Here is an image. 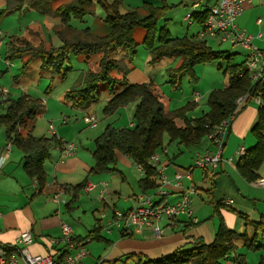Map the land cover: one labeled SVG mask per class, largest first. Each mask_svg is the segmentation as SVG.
<instances>
[{
  "label": "trees",
  "instance_id": "obj_1",
  "mask_svg": "<svg viewBox=\"0 0 264 264\" xmlns=\"http://www.w3.org/2000/svg\"><path fill=\"white\" fill-rule=\"evenodd\" d=\"M5 2L6 8L2 10H6V13L20 10L26 14L38 12L43 16L48 14L52 18H58V23L49 31V38L41 39L38 45H35L29 36L33 31L31 25L27 26L22 35L13 37L8 43L7 59L23 55L40 57L41 68L57 76L64 74V70L67 69L66 63L70 61L72 54L84 55V60L88 62L93 54L102 53L96 69L88 68L83 79L66 92V97L74 106L82 108L90 106L99 100L101 93L99 83L103 82L105 89L110 93L105 113L110 114L135 103L134 124L118 127L110 123L95 139L93 150L95 161L91 171L100 174L115 170L116 153H124L130 156L145 174L139 181L143 193L151 191L158 185L155 169L149 164V159L153 153L167 147L166 136L169 144L177 142L180 152L198 147L223 120L232 117L233 121L236 118L240 111L239 99L241 102L245 99L247 101L264 99V71L260 78L253 80L246 68L247 59L234 63L231 54L213 49L198 35L172 36L166 24L158 26L165 5L146 2L143 5L144 13L141 14L139 10L121 12L120 0L112 2L100 0L106 11L105 22L110 30L105 35L89 37L87 30L75 31L70 21L72 17L82 18L84 13L93 11L96 4L94 0H5ZM55 2L57 3L54 4ZM208 11L209 9L194 12L193 16L196 21L203 23ZM137 27L146 28L144 41L150 56L149 62L158 63L167 58H180V63L169 70L175 86L185 74L196 80V65L226 60L224 73L228 74V82L225 87L210 91L207 111L200 116H189L188 110L199 101L194 99L180 108L166 111L160 92L153 87V81L131 83L127 80L126 74L130 70L128 64L122 65L121 60L109 55L121 50L129 62H132L138 46L133 36V31ZM51 34L58 38L59 41H55L59 42L58 45ZM3 72L0 70V76ZM43 108L42 99L23 93L16 99L9 96L5 101V111L0 115V126H5L7 142L23 152V169L30 178L37 180L39 191L46 186L44 162L50 151L56 146L62 148L67 143L57 138L56 134L35 135L33 129L27 127V122L38 113H42ZM251 132L256 138V143L246 148V153L238 159L236 168L244 179L254 182L260 178L258 171L264 161V103L261 101L257 120ZM82 188V183L64 186V190L72 194V201L78 199ZM222 203L225 204L223 201ZM191 224L194 223L191 221ZM246 226L253 227L251 237L247 232L239 234L228 228L224 220H221L211 243L196 241L191 247L184 249L180 247L171 254L146 260L139 254V259L134 264H223L228 254L235 253L238 238L249 247L256 249L264 247V214L260 220L247 221ZM100 230L101 227L93 229L89 234L91 239H101ZM259 238L263 243L258 242ZM76 239L81 241L85 238L76 236ZM130 256L132 255L128 254L122 264H129ZM235 263L246 264L245 255L236 254ZM257 264H264V256Z\"/></svg>",
  "mask_w": 264,
  "mask_h": 264
},
{
  "label": "rangeland",
  "instance_id": "obj_2",
  "mask_svg": "<svg viewBox=\"0 0 264 264\" xmlns=\"http://www.w3.org/2000/svg\"><path fill=\"white\" fill-rule=\"evenodd\" d=\"M94 1L96 4L92 9L93 11L84 13L82 18L76 19L72 17L70 21L72 27L76 29L75 31L86 32L87 30V36L89 37L92 35H105L110 30L109 25L105 22V9L100 3V0ZM107 1L112 2L113 0ZM205 1L206 0H203V3ZM145 2L153 3L154 5L164 4L161 0H120L119 10L121 12L139 10V12L143 14V4ZM5 3V0H0V70L4 71L0 76V84L8 88L9 95L13 96L14 99L23 93H29L43 100L44 113H38L33 119L27 122V127L33 129V133H36L35 135H43V133H45L44 128H49V125L52 123L55 126V132H57L59 127L66 128L65 130L68 133L65 134L70 136L72 139L70 141L93 149L95 147V139L103 132L108 124L112 123L114 126L122 127L128 126L131 120L133 121L135 103L122 107L116 112L110 114L105 113V105L110 97V93L105 89V83L103 82L99 83V90L101 92L99 100L92 103L90 106L83 108L74 106L66 97V92L83 79L88 68L96 69L97 62L102 55L100 52L93 54L88 62L84 60V55L76 56L72 54L70 61L66 63L67 69L64 70V74L61 73V75L57 76H53L51 71L41 68L42 60L40 57L23 55L7 59L8 43L13 37L22 35L27 30L28 23L30 22L29 20L33 19H31L32 15L30 17H24L26 13L20 10L6 13V10H2L6 8ZM56 3L57 2L54 4ZM166 3L172 4V7L163 9V15L158 20V26L166 24L171 34L174 36L198 34V32L203 29L202 23L193 20L194 16L191 22L186 19V15L191 12L194 5H186L182 0H167ZM42 19L43 23H45L43 27H38L33 21L30 24L33 31L29 36L33 39L35 45L40 44L41 39L49 38V31H51L54 25L53 22H55V24L58 23V18H52L48 14L43 16ZM51 36H53L54 42L59 41L55 34H51ZM133 36L138 46L132 62H129L127 56L121 50L112 52L109 55V57H116L121 60L122 65L128 64L130 70L126 74L127 80H130L132 83L153 81V87L156 91L160 92L166 111L184 106L191 101V97L194 93L199 92L200 95H202L201 101L195 103L194 106L188 110L187 114L196 117L207 111L209 108L207 101L210 91L214 88H220L228 81V74L224 73L226 60L220 59L210 63L196 65L195 75L197 79L194 80L192 76L185 74L179 79L177 86H175L174 84L176 83L172 82L169 70L177 66L180 62V58H167L162 60V62L151 63L147 61L148 50L144 41L146 28H135ZM218 39L219 37L206 36L207 43L215 49H221L231 45L228 41L220 42ZM55 43H57L56 45L59 44V42ZM238 54L240 58H233L232 62H240L243 59L242 51L238 52ZM4 111V106H0V115L4 113ZM91 116L96 117L97 123L95 126L92 125ZM0 128L4 129L6 135L5 126L1 125ZM251 135V140H253L252 144H255L256 138L253 134ZM245 143L249 147L252 145L248 140ZM165 145L169 148V156H172L174 153L177 155V158L182 157V152L179 151L177 142L169 144L168 137L166 136ZM206 145L212 147L210 149H214L215 146L209 137H205L198 147H204L205 149ZM159 153L162 159L166 158L167 155L163 153V150H160ZM123 154L116 153V156L119 157ZM195 160L192 164L193 167L195 166ZM120 164H122L121 160ZM196 168L200 169V167L197 166ZM226 169L216 174L213 179L202 178L198 180V188H196L194 194H189L191 198V209L193 211L197 212V208L200 205L205 208L200 223L191 225L186 230H178L179 227L174 229L170 226V230L164 232V235L174 231H186L187 233L194 227H199V229H201L207 225L211 228L214 237L221 220H224L226 225L228 223L232 225L235 219H241L242 223L246 224V222L251 221L252 218L257 219L254 217L257 212L259 213L257 216L261 218L264 214V186H254L252 182L241 178L234 170ZM258 172L264 177V161ZM91 178L95 180V176H91ZM153 192L154 189L150 193ZM227 197L232 198L234 201L231 206L221 204V201ZM237 204H241L242 207L237 206ZM120 205L123 206L122 204ZM118 209L126 210L122 208ZM237 221L238 220H236V225ZM163 223L164 221H162V225ZM75 225L81 228L82 224L76 223ZM82 226L84 227L82 230L84 232L83 237L90 239L85 245L89 251V257H91V262H89V264H122L125 257L130 254L125 253L120 257H116L118 253L121 252L117 248V239H114L112 235L109 236L110 234H107L103 228L100 230L101 239H91V236H89L91 228L87 227L86 224ZM181 229H183V227H181ZM246 229L249 235L253 234V227L247 226ZM241 232L242 233L239 234H244L243 231ZM192 234L197 235V232L182 235H184L185 238L189 236V239H191L193 238ZM202 236L204 240H207L208 237L205 233H203ZM144 237H146V235ZM213 237L211 239H213ZM259 241L263 243L260 238L258 242ZM193 244L194 242L190 243L188 246L191 247ZM236 246L235 253L246 255L247 264H257L264 256V247L257 249L249 247L244 244L243 240L238 239H236ZM114 247H116V249L112 252ZM175 250L176 249L170 252L173 253ZM131 255L129 264L137 263L139 253H133ZM110 259H114V262H110ZM144 260H146V258H144ZM223 264H236L234 254H228L223 260Z\"/></svg>",
  "mask_w": 264,
  "mask_h": 264
},
{
  "label": "crops",
  "instance_id": "obj_3",
  "mask_svg": "<svg viewBox=\"0 0 264 264\" xmlns=\"http://www.w3.org/2000/svg\"><path fill=\"white\" fill-rule=\"evenodd\" d=\"M161 1L164 3L162 5H165L167 8L172 7V4L166 3L167 0ZM182 1L184 4L190 6L198 4L195 8V13L207 10L218 2V0H206L204 3L203 0ZM31 15V19L33 20H29L30 22L28 25L33 21L38 27H43V24H45L42 19L43 15L38 12H31L24 15V17H30ZM193 20H195V18H193ZM53 23L55 24V22ZM237 24L241 29H244L247 33L254 36L253 44L257 48L264 49V0H251L247 2L237 18ZM213 37H219L218 40L222 42L219 34ZM228 42H230L231 45L221 49H215L211 45L210 46L215 50H223L231 54V59L240 58L238 52L242 51L243 59L240 62L247 59L249 53L247 48L238 43ZM147 55V61H149L150 56L149 54ZM143 82L144 81H140L138 83ZM227 82L220 88L225 87ZM28 95L32 96L29 93ZM9 96L13 97L11 95ZM193 97L194 95L191 97V100L194 99ZM201 98L202 95L199 101H201ZM242 101L243 102L238 104L240 111L232 121L228 130L223 149V160L217 167L215 175L228 168L229 170H234L236 174L243 178L236 168L238 158L235 156V152L240 146L249 148L245 143L247 140L251 144L253 143L250 137L252 136L251 134H253L251 129L257 120L260 102H258L257 99L248 101L245 99ZM261 102L264 103V99H262ZM4 105L5 102L0 104L1 107ZM132 124H134V121L131 120L128 126ZM44 129L45 133H43V135L51 136L49 128ZM65 129L66 128L62 127L57 129V132H55L57 138L65 142H72L70 141L72 140L70 136L65 134L68 133ZM74 143L76 149L70 155L65 154L63 148L59 146L54 147L50 151L49 157L44 162L47 181L46 186L39 191L37 180L30 178L23 169V152L13 144H11L10 151H6L8 142L4 129L0 128V242L6 244L13 243L21 231L30 229L34 235V243L30 246V250L33 253H48L52 247H60V245H50L48 241L51 238H59L62 235V223L65 222L70 224L77 237L85 238L83 237L84 232L82 230L84 227L82 225L86 224L87 227L91 228L89 234L96 227H101L103 221L100 220V213L102 211H107L109 213L116 208L128 209L137 205L138 195L143 193L139 181L145 174L130 156L118 152L123 155L117 157V169L111 172L98 174L91 171V167L94 165L95 161L93 157V150L95 147L93 149L91 148V150L83 145H78L76 142ZM253 145L254 144L251 146ZM210 148L212 147L206 145L205 149L204 147L184 149L182 151V157L180 158H177V155L174 153L172 156H169L168 148V151L165 153L167 156L165 159H162V163L165 166V173L171 181V183L168 184L170 188L168 200L170 202L179 201L182 195V189L173 184L174 176L177 171H181L184 174L181 179L183 188L187 189L191 194H194L196 188H198V180L209 178L206 175L205 169L193 167L192 164L199 154L203 153V151L205 152L207 149L211 150ZM120 160L122 164H120ZM188 171L189 173L187 174ZM91 176H95V180H93ZM260 178L264 177L260 175ZM89 181L97 185L92 189L86 190V184ZM100 181L108 182L103 198L100 196L102 189L99 184ZM81 183L83 188L79 192L78 199L72 201V194L65 191L64 186L70 187L71 185ZM188 188L193 189V191L188 190ZM55 193L59 194L61 198L60 201H55L53 199ZM237 206L242 207L241 204H237ZM197 209V212L193 211V217L198 219L197 223L192 221L194 224H191V218L180 215L176 226L171 228L175 229L179 227L178 230H186L189 224L190 226L199 224L205 212V208L200 205ZM257 215H259L258 212L254 217L260 219V216ZM257 219L252 218L251 220ZM236 220H238L237 225ZM76 223L82 224L81 228L77 227L75 225ZM164 224L165 222L163 225ZM181 227H183V229H181ZM227 227L235 230L237 233H242L241 231H243V233L247 232V226L245 223H242L241 219H235L234 223L232 225L228 223ZM194 228L187 233L186 231H174L161 237H152L149 229L144 230L146 237L138 233L127 235L117 228H113L111 232H105L118 240L117 248L121 252L118 253L116 257H120L125 253H139L143 255L144 258H159L168 255L171 253L170 251L177 249V247H183V249L188 248L190 247L188 245L192 242L203 241L204 243H211L214 240L215 234L213 237V232L209 226L205 225L201 229H199V227ZM167 230H170L169 226L166 227L165 232ZM191 232H197V235L192 234L193 238L189 239V236H187L186 239L184 235ZM203 233L207 235V240H204L202 236ZM251 236L252 235H250V237ZM212 237L213 239H211ZM238 240L242 239L238 238ZM115 249L116 247L113 248L112 252ZM232 254H234L235 258L236 253ZM84 260L85 262L83 261L84 263L82 264H89V262H91V257L88 255ZM110 262H114V259H110ZM19 264L25 263L20 260Z\"/></svg>",
  "mask_w": 264,
  "mask_h": 264
},
{
  "label": "built area",
  "instance_id": "obj_4",
  "mask_svg": "<svg viewBox=\"0 0 264 264\" xmlns=\"http://www.w3.org/2000/svg\"><path fill=\"white\" fill-rule=\"evenodd\" d=\"M251 0H218V2L209 8L207 16L202 23L203 29L199 31L198 37L205 39L206 36L220 35L222 41H231L238 43L248 49L249 53L246 60V68L253 80H257L262 76L264 71V49H259L253 44L254 36L241 29L237 24V18L241 14L244 5ZM186 15V19L191 22L195 8ZM9 97L7 87L0 86V104L4 103ZM201 95L199 92L194 93V100L198 101ZM260 102V99H257ZM241 99L238 100V104ZM92 125L95 126L97 121L95 116H91ZM232 123V117L223 120L220 125L216 126L209 135L212 140L214 149L207 150L196 157L195 166L205 169L209 178H214L216 169L223 160V149L227 137L228 130ZM49 133L55 134L54 124L49 125ZM65 154L70 155L76 149L74 142H67L63 145ZM11 144L8 143L6 151H10ZM167 149H163V153ZM246 153V147L240 146L235 152V156L239 159ZM1 164V162H0ZM149 164L155 169V177L158 185L154 188L153 193H140L138 195V203L136 206L126 210L114 209L111 213L102 211L100 220L103 221L102 228L107 232H111L113 228L120 229L123 233H138L143 236L144 230L149 229L152 237H161L164 235L167 226L174 227L177 224L180 215H187L194 223L198 222L193 217L191 209L190 193L183 188L181 179L183 173L177 171L174 176L173 184L182 189V195L179 201L170 202L171 183L165 173V166L159 152H155L149 159ZM189 171L187 172V174ZM101 194L103 198L104 192L108 186L107 181H100ZM254 185L264 186V178H259L253 182ZM97 184L89 181L86 184V190L96 187ZM188 190H192L188 188ZM55 201H60L58 193L53 195ZM223 202L227 205L233 204L232 198H225ZM162 221L165 222L162 225ZM89 238L77 241L73 228L68 223H62V235L58 238L49 239L50 245H60L59 248L52 247L48 253H33L30 246L34 243V235L30 229L21 231L19 236L13 243L6 244L0 242V264H19L22 260L25 264H82L84 259L89 255L86 243ZM191 264V263H189Z\"/></svg>",
  "mask_w": 264,
  "mask_h": 264
}]
</instances>
